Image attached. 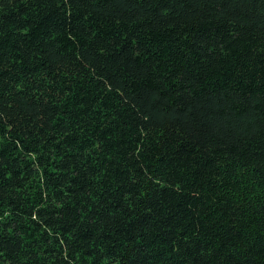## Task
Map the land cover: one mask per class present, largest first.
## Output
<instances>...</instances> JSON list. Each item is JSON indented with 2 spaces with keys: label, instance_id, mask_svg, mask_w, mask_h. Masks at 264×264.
<instances>
[{
  "label": "trees",
  "instance_id": "1",
  "mask_svg": "<svg viewBox=\"0 0 264 264\" xmlns=\"http://www.w3.org/2000/svg\"><path fill=\"white\" fill-rule=\"evenodd\" d=\"M0 264H264V0H0Z\"/></svg>",
  "mask_w": 264,
  "mask_h": 264
}]
</instances>
